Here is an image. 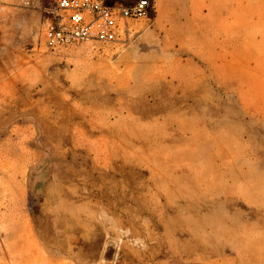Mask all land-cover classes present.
I'll return each instance as SVG.
<instances>
[{"label": "rangeland", "instance_id": "1", "mask_svg": "<svg viewBox=\"0 0 264 264\" xmlns=\"http://www.w3.org/2000/svg\"><path fill=\"white\" fill-rule=\"evenodd\" d=\"M56 2L0 0V264H264V0L50 52Z\"/></svg>", "mask_w": 264, "mask_h": 264}, {"label": "built area", "instance_id": "2", "mask_svg": "<svg viewBox=\"0 0 264 264\" xmlns=\"http://www.w3.org/2000/svg\"><path fill=\"white\" fill-rule=\"evenodd\" d=\"M29 5L33 0H17ZM151 0L131 5L107 0H57L44 27L48 51L59 52L82 43L122 44L131 33V20L150 19Z\"/></svg>", "mask_w": 264, "mask_h": 264}, {"label": "trees", "instance_id": "3", "mask_svg": "<svg viewBox=\"0 0 264 264\" xmlns=\"http://www.w3.org/2000/svg\"><path fill=\"white\" fill-rule=\"evenodd\" d=\"M138 0L133 1L132 3H125L122 0H107L108 4H124V5H131L133 3H135ZM153 17V7H152V3H151V8H150V19Z\"/></svg>", "mask_w": 264, "mask_h": 264}, {"label": "crops", "instance_id": "4", "mask_svg": "<svg viewBox=\"0 0 264 264\" xmlns=\"http://www.w3.org/2000/svg\"><path fill=\"white\" fill-rule=\"evenodd\" d=\"M210 261H212V260H210ZM237 262V261H236ZM235 262H233V263H229V264H234ZM236 264H239V263H236Z\"/></svg>", "mask_w": 264, "mask_h": 264}]
</instances>
